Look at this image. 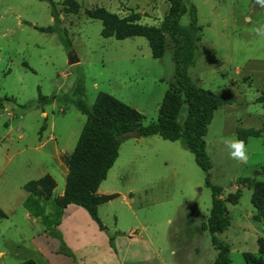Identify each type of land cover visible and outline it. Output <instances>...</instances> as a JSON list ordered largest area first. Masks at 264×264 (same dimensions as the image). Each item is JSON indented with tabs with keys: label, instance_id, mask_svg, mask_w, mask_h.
<instances>
[{
	"label": "rangeland",
	"instance_id": "374dc122",
	"mask_svg": "<svg viewBox=\"0 0 264 264\" xmlns=\"http://www.w3.org/2000/svg\"><path fill=\"white\" fill-rule=\"evenodd\" d=\"M52 1L70 39L69 50L54 32L33 27L53 24L47 1L0 0V210L5 214L0 217V264L26 259L36 264L211 263L216 251L206 228L210 189L183 137L168 141L150 135L119 142L96 191L118 194L97 209L105 230L82 210L62 211L57 229L71 255L59 252L60 241L23 207V184L44 174L55 187L48 201L36 205L52 214L53 201L62 193L66 167L59 157L71 152L85 121L71 102L75 86L83 87L88 106L98 92L110 94L137 110L144 125L155 120L174 79V46L168 35L163 56L153 58L144 37H102L100 21L84 13L102 6L119 16L138 13L140 23L158 25L167 0H75L76 13L64 12L62 0ZM184 2L195 6L201 27L198 54L187 75L203 89L232 95L229 105L213 112L203 137L210 181L222 188L224 198L235 191L237 180L264 181V175L256 174L264 165V111L255 101L264 91V37L255 32L264 25V6L250 0ZM188 20L185 13L179 22ZM69 52L77 62L67 63ZM39 94L53 97L39 103ZM237 128L259 130L245 142L246 163L232 159L224 143L236 138ZM250 192L240 187L237 202H225L229 225L216 237L229 246V264H244L243 252L264 264V224L253 218ZM107 235L113 236L112 247Z\"/></svg>",
	"mask_w": 264,
	"mask_h": 264
},
{
	"label": "trees",
	"instance_id": "16d2710c",
	"mask_svg": "<svg viewBox=\"0 0 264 264\" xmlns=\"http://www.w3.org/2000/svg\"><path fill=\"white\" fill-rule=\"evenodd\" d=\"M49 4L53 24L46 27L33 26L39 31L54 32L61 45L69 50L71 43L65 28L60 26L59 12L52 0H44ZM255 6H261L257 0H250ZM62 10L76 13L79 4L75 0H62ZM89 18L98 19L101 24L102 37L124 39L131 36H142L149 46L150 55L160 58L165 51L164 38L168 35L173 43L172 58L174 60V79L164 91L157 108L155 120L141 124L142 115L133 107L125 104L110 94L98 92L92 104L88 106L83 98V87L78 85L72 90L75 98L71 100L77 110L85 115V121L79 132L71 152L63 157L66 174L62 194L53 201V213L45 214L43 206L37 202L48 201L55 182L51 176H43L29 180L22 188L27 192L23 199V207L33 215L39 216L48 235L60 241L59 252L71 255V251L62 240L57 229L60 216L67 204H75L85 210L89 218L99 230H105L97 214L98 206L117 197V193L99 194L96 189L105 178L107 170L113 164L123 132L136 128L137 136L157 135L161 139L174 141L183 137L187 149L192 153L195 164L204 172V183L210 189V208L206 219V228L210 234V242L215 249V257L209 264H229L227 243L219 240L216 234L221 233L229 225V215L225 202L235 204L240 196V187L251 190L249 201L255 210L253 218L264 224V181L237 180L234 192L221 197L222 188L210 181V162L205 149L204 135L211 121L213 112L222 105H229L231 94H215L208 89L195 85L187 75V68L192 66L198 54V40L201 27L196 23V9L184 0H167V9L158 25L139 22V14L131 12L124 16L110 12L102 6H94L84 10ZM188 14L186 25L180 24L182 15ZM52 97L38 95L39 103H47ZM9 100L10 97L4 96ZM255 101L261 104L264 111V91H260ZM23 108L29 107L21 105ZM43 126L40 127V130ZM236 138L246 142L249 137H257L258 129L237 128ZM256 174L264 175V165ZM0 217L5 214L0 210ZM108 244L112 247V235H107ZM262 247L258 246V253ZM244 264H263L259 257L250 252H243ZM18 264H36L26 259Z\"/></svg>",
	"mask_w": 264,
	"mask_h": 264
},
{
	"label": "clouds",
	"instance_id": "9594fccd",
	"mask_svg": "<svg viewBox=\"0 0 264 264\" xmlns=\"http://www.w3.org/2000/svg\"><path fill=\"white\" fill-rule=\"evenodd\" d=\"M257 3L264 6V0H257ZM258 36L264 37V25L259 26L255 29ZM224 143L226 147L230 150L229 155L234 160H239L241 162H247V146L245 142L238 138L225 139Z\"/></svg>",
	"mask_w": 264,
	"mask_h": 264
},
{
	"label": "water",
	"instance_id": "95a60500",
	"mask_svg": "<svg viewBox=\"0 0 264 264\" xmlns=\"http://www.w3.org/2000/svg\"><path fill=\"white\" fill-rule=\"evenodd\" d=\"M78 61V58L75 56L73 52H69L67 54V63L72 64ZM137 136V130L136 128H133L131 130L125 131L121 135V140L127 138V137H136Z\"/></svg>",
	"mask_w": 264,
	"mask_h": 264
},
{
	"label": "crops",
	"instance_id": "0c3cea01",
	"mask_svg": "<svg viewBox=\"0 0 264 264\" xmlns=\"http://www.w3.org/2000/svg\"><path fill=\"white\" fill-rule=\"evenodd\" d=\"M264 83V82H263ZM41 114L42 115H44L45 113L44 112H42L41 111ZM150 136V135H149ZM157 136V135H156ZM18 138H21V135H18ZM68 154H63V155H61L60 157H59V159H60V161H61V159H62V161H63V164H64V166L66 167V165H65V162H64V160H63V157H65V156H67ZM107 173V172H106ZM66 174V173H65ZM99 186V185H98ZM98 188V187H97ZM54 189V188H53ZM53 189H52V191H53ZM96 191H98V189H96ZM26 192V191H25ZM62 192H63V190H62ZM27 193V192H26ZM51 194H52V192H51ZM62 194V193H61ZM60 194V195H61ZM60 195H58L57 197H59ZM51 198V197H50ZM103 204V203H102ZM101 205V204H100ZM99 205V206H100ZM98 206V207H99ZM67 209H78V210H82V211H84V213H85V215H87V213L85 212V210L83 209V208H81V207H79V206H77V205H75V204H67L66 205V207L64 208V211L65 210H67ZM63 216H64V214H63ZM63 216H62V218H61V221H62V219H63ZM88 216V215H87ZM88 218H89V216H88ZM89 220L92 222V223H94L90 218H89ZM61 221H60V223L57 225V227L61 224ZM95 224V223H94ZM95 226H96V224H95ZM97 227V226H96Z\"/></svg>",
	"mask_w": 264,
	"mask_h": 264
}]
</instances>
